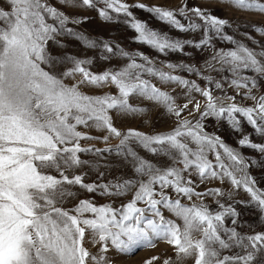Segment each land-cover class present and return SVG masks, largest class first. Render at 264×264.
I'll return each mask as SVG.
<instances>
[{
    "label": "snow or ice",
    "instance_id": "obj_1",
    "mask_svg": "<svg viewBox=\"0 0 264 264\" xmlns=\"http://www.w3.org/2000/svg\"><path fill=\"white\" fill-rule=\"evenodd\" d=\"M3 2L0 264H116L111 253L117 259L128 257L160 242L173 248L175 256L163 264H180L189 257L194 264H264V231L245 232L234 204L221 202L225 197L231 200L232 192L221 187L198 190L211 181H228L234 190L243 188L264 214V191L255 187L247 172L253 162L219 135L207 132L204 124L212 118L239 133L246 122L264 139V95L255 94L264 80V50L257 53L235 39L225 31L226 19L199 4L189 7L185 2L175 9L134 5L179 32L199 33L197 40L173 39L150 28L133 16V6L124 0H59L65 7L94 11L105 22L125 17L136 33L133 40L160 54L189 55L186 48L210 50L203 67L171 62L157 66L144 53L77 31L75 26L86 23L88 17L69 14L50 0ZM228 2L239 10L264 14L262 0ZM255 30L264 34V23ZM65 37L89 51L98 50L105 61L117 58L124 63L94 72L92 57L60 51L65 49ZM213 41L232 47L217 48ZM177 71L197 76L206 85L201 87ZM213 73L225 75L215 79ZM154 80L174 87L165 91ZM226 84L235 95L224 93ZM113 87L114 93L98 91ZM215 90L223 95H214ZM195 94L203 98V105ZM181 96L183 103L178 102ZM237 97L254 104H241ZM146 103L174 118L170 130L154 134L118 130L112 113L140 115L146 112ZM80 128L106 134L93 137ZM113 137L119 139L114 147L81 143L97 139L107 144ZM237 143L264 156V142H255L250 134H242ZM133 145L164 159L153 162ZM89 153L92 160L82 158ZM111 153L128 164L131 177L106 179V164L100 161ZM85 169L94 171L95 179H89ZM129 195L127 202L116 205L113 201ZM96 196L110 202L97 204ZM206 197L213 198L217 210L204 202ZM71 200L75 206L65 207ZM185 200L189 203H182ZM165 211L175 219L166 218ZM89 244L97 248L96 254L89 251ZM159 259L152 256L144 264Z\"/></svg>",
    "mask_w": 264,
    "mask_h": 264
},
{
    "label": "rangeland",
    "instance_id": "obj_2",
    "mask_svg": "<svg viewBox=\"0 0 264 264\" xmlns=\"http://www.w3.org/2000/svg\"><path fill=\"white\" fill-rule=\"evenodd\" d=\"M124 2L132 5L133 7L130 9L133 13V16L147 23V25L162 33H167L173 39H200L199 33H183L173 29L171 26L161 22L159 19L155 17L154 14L148 12L145 9H140L134 7L136 4H144L146 6H164L166 8L175 9L182 3L187 2L189 7L199 4L201 7L209 8L212 13L220 18L226 19L229 22V25L226 26L225 31L229 34H232L235 39L246 44L249 48L256 50L259 53L261 50H264V34L256 31V26L264 23V14H258L251 11L239 10L234 6H231L228 0H124ZM264 2V0H262ZM50 3L54 4L57 8H61L62 10L68 12L69 14L76 16H87L88 20L86 23L75 26L77 31L84 33L88 37L92 39H103L113 43H118L122 45L126 50L132 52L144 53L145 55L151 57L154 61H156L157 66H161L167 62H171L173 64H192L203 67L204 62L209 59L210 50L196 51L192 48H186L185 52L189 53V55H183L176 52H170L167 54H160L150 47L137 43L133 40V37L136 35L134 30H132L128 24H126L125 17L116 16V18L112 22L102 21L94 11H82L79 9H73L69 6H62L59 0H50ZM0 7H6V4L3 0H0ZM115 15V14H114ZM65 44V49H61L60 51H68L78 56L87 55L92 57L95 60V64L92 67V70L101 71L104 68L115 67L122 65L124 63L123 60L113 58L110 62L105 61L100 55L99 51H89L81 46V43L72 38H62ZM217 48L224 47L230 48L232 45L228 44L224 41H213ZM53 50H56V45H51ZM165 71H169V69H164ZM178 75L185 76L188 79L196 80L197 83L204 87L206 85V81L200 79L197 76L189 75L183 71H177ZM215 79H221L225 74L221 73L219 76H216L214 73L212 74ZM251 75V73H249ZM79 77H77L78 79ZM73 81L68 80L66 83H72ZM153 83H157V86L162 87L165 91H172L173 86L161 85L157 81H153ZM260 87L255 90V94L257 96L264 95V80L259 81ZM82 91H85L88 94H93L87 88H83ZM99 92H112L114 93L115 88H105L102 90H98ZM224 93L228 95H235V90L228 88L227 84L224 88ZM214 95H223L219 90H215ZM196 99H199L201 104H204V100L199 94H195ZM237 101L244 105H252L254 101L252 100H242L240 97H237ZM178 102L183 103L184 97L181 96ZM146 112L136 116H120L116 113H112L115 126L118 130L125 132L128 129H136L141 132L154 134L157 132L163 133L173 126L174 118H170L164 113L163 109L145 104ZM207 132L219 135L224 143L228 146L237 149L242 152L245 159L253 162L251 166L247 169L249 175L255 180V187L264 191V156H262L259 152L250 149V148H240L238 146V140L242 134H250L252 139L255 142H264V139L256 136L250 126L246 124V122H242L241 132H235L230 125L226 122H217L212 118H209L204 121ZM80 131L86 132L89 135L103 136L106 133L97 130L95 128H80ZM82 146L88 147L92 146L95 148H105V147H114L119 143L118 138H111L107 144H105L102 140L92 139L87 141H82ZM137 152L140 155L144 156L147 159L152 160L153 162L160 163L164 158L160 156H152L150 153H147L142 148L137 145H133ZM84 159H93V155L91 153L84 154L82 156ZM212 158V157H210ZM102 165L106 164V168L103 170L106 171V179H113L115 177H131L132 170L128 166L126 162H121V158L115 156L114 153L106 154L104 158L100 161ZM89 171L88 169H85ZM89 179H95V172L89 171ZM212 187H221L226 193L232 192V199L228 200L227 197L222 199V203H233L237 211L240 213V223L245 232L249 231H264V214H262L258 207H256L254 202L250 201V196L247 192L243 190V188L239 190H234L231 184L228 181H225L224 184H220L219 181H211L207 184H202L199 186L198 190L203 191L205 188ZM83 198V197H81ZM130 195L128 197L123 198V200L113 198V201L116 205H119L121 202H127L130 199ZM243 201L244 203H240ZM95 202L97 204H105L109 203V198H102L100 196L95 197ZM210 208L214 211L217 210L215 201L211 197H206L204 201ZM76 201L71 200L66 202L65 207L72 208L75 206ZM182 203H189L188 201H182ZM143 207V205H140ZM166 218L175 219L170 213L165 211ZM180 223V221H177ZM89 251L93 254H96L97 248L92 247L91 244L87 245ZM112 257L116 259V264H144L146 260L151 258L152 256H159L160 259L155 262V264H163V260L168 257L174 256V250L166 243L160 242L157 244L155 248H145L143 250H137L134 254L128 257L120 256L117 259L116 253H111ZM180 264H194L193 258H185Z\"/></svg>",
    "mask_w": 264,
    "mask_h": 264
}]
</instances>
